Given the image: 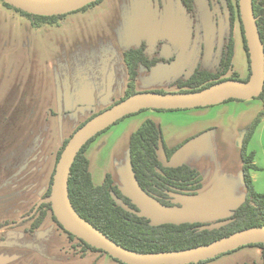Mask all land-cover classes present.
Segmentation results:
<instances>
[{
  "label": "rangeland",
  "instance_id": "374dc122",
  "mask_svg": "<svg viewBox=\"0 0 264 264\" xmlns=\"http://www.w3.org/2000/svg\"><path fill=\"white\" fill-rule=\"evenodd\" d=\"M1 1L0 116L4 119L0 120V165H11L10 172L16 175L9 179L10 183L0 190V194L12 195L21 191L25 201L20 205L23 212L48 186L63 142L91 115L104 111L124 97L128 82L123 62L125 51L144 44L148 59L161 60L150 70L138 69L133 88L135 93H174L178 91L177 81L187 80L196 68L215 72L229 35L228 10L224 0L212 2L215 12L205 26L201 20L206 0H193L192 13L186 10L181 0H103L85 12L66 14L57 25L39 28L33 27L27 17L18 15L12 8L7 10ZM213 20L218 24L211 27ZM204 38L206 42H203ZM233 39L231 70L225 77L235 72L238 80L245 81L249 70L237 22L233 28ZM6 43L13 57L21 59L20 67L17 62L12 64L5 60L1 52L6 51ZM222 109V112L215 110L214 114L221 121L226 119L228 129H220L217 135L219 153L226 155V163L215 179L219 180L218 186L220 183L224 185L226 195L221 194L215 199L216 214L202 213L193 218L195 222L213 226L229 217L246 195L243 180L235 170L241 158L240 134L235 137L231 131H226L245 122L247 128L257 116L243 113L241 119L232 125L230 118L237 115V110ZM201 111L212 112L213 108ZM157 115H163L160 118L168 126L173 122L180 123L174 121L179 114L161 112ZM247 117L250 119L248 123ZM142 120L139 116L132 122L133 126L138 124V128L144 122ZM126 133L123 130L117 135L116 130H112L98 136L102 149L91 154L92 162H97L100 169L98 174L93 173L96 186L102 184L103 175L113 172L115 159L128 169L123 173L115 171V180L127 182V186L133 180ZM246 153H253V162L259 168L250 173L254 190L264 194L263 122L248 142ZM159 158L166 162L162 150H159ZM218 159L216 156L213 162ZM152 202L158 209L162 207L154 200ZM152 202L142 204L139 214L145 217L152 211L158 212ZM118 204L121 205L120 202ZM134 204L139 206L136 202ZM162 208L163 215L151 219L153 224L162 220L174 224L192 222L186 221L192 220L187 215L176 213L174 207ZM184 209L191 210V207ZM48 252L54 260L43 264H121L105 253L95 251L88 252L83 260L74 259L63 235L57 237L56 244ZM204 264H262L261 250L245 246Z\"/></svg>",
  "mask_w": 264,
  "mask_h": 264
},
{
  "label": "trees",
  "instance_id": "16d2710c",
  "mask_svg": "<svg viewBox=\"0 0 264 264\" xmlns=\"http://www.w3.org/2000/svg\"><path fill=\"white\" fill-rule=\"evenodd\" d=\"M102 1L97 0L76 12H85L99 5ZM181 2L187 11L193 9V0H181ZM224 2L228 10L229 35L215 72L194 70L187 80L177 81L178 91L176 92H194L223 80H238L235 72H232L229 77H225L231 70V60L234 51L233 28L235 22L239 26L250 75L249 59L239 16L238 0H224ZM3 4L8 8L14 9L4 2ZM17 11L27 17L35 28H39L42 25H57L59 20L65 17V15L42 17L30 15L18 9ZM253 12L264 47V0H253ZM123 62L126 67L128 82L124 97L120 101L135 93L133 88L138 76V69H152L158 63V59H148L145 55V45L141 44L136 49L125 51L123 53ZM249 75L245 81L248 80ZM256 99L261 101L262 110L250 125L245 128V137L240 149L242 177L246 195L244 201L232 211L231 215L228 218L220 220L217 226L200 222L154 225L148 218L139 215V209L113 183L109 174L105 176L101 185L95 186L89 171V160L86 156V151L95 139L109 128L87 142L76 156L71 167L68 180V195L74 210L112 241L124 248L140 253H159L190 249L209 244L241 230L263 226L264 194L257 193L254 190L250 176L251 172L258 171L259 168L253 162V153H246V147L255 130L264 120V86L262 93ZM228 101L238 100L231 99ZM118 102L116 101L114 104ZM143 111L145 110L140 112ZM95 115H91L87 120ZM130 116L132 115L126 116L123 119ZM87 120L80 124L77 129ZM70 137L63 142L61 149L57 153L55 165ZM184 144L181 143L175 147L167 148L164 144L160 127L151 120H145L129 138L128 160L133 179L140 191L156 201L160 206L166 208L174 207L175 196H195L203 188V176L196 168L186 164L166 165L159 159V150H162L165 161L169 162ZM51 183L52 177L50 179ZM49 194L50 188H48L46 196ZM70 236L75 238L72 235ZM75 239L78 240L77 238ZM78 241L91 252H102L90 247L81 240ZM249 247H257L261 250L262 264H264V246L262 244H255ZM209 261L211 260L198 264H204Z\"/></svg>",
  "mask_w": 264,
  "mask_h": 264
},
{
  "label": "water",
  "instance_id": "95a60500",
  "mask_svg": "<svg viewBox=\"0 0 264 264\" xmlns=\"http://www.w3.org/2000/svg\"><path fill=\"white\" fill-rule=\"evenodd\" d=\"M2 1L30 15L51 17L76 12L97 0ZM238 9L249 59L250 75L247 81L227 79L194 92L134 93L96 114L72 134L56 162L52 175L50 195L45 200L51 205L57 222L67 233L90 247L106 253L109 257L122 264H198L245 246L255 244L264 246L263 225L241 230L209 244L190 249L159 253L135 252L112 241L84 220L74 210L68 195V180L71 167L80 150L88 141L124 117L137 114L142 110H189L219 105L231 99L246 101L259 97L264 86V47L253 12V0H238ZM244 135L245 131L240 134L238 139L240 148L243 144L242 138Z\"/></svg>",
  "mask_w": 264,
  "mask_h": 264
},
{
  "label": "crops",
  "instance_id": "0c3cea01",
  "mask_svg": "<svg viewBox=\"0 0 264 264\" xmlns=\"http://www.w3.org/2000/svg\"><path fill=\"white\" fill-rule=\"evenodd\" d=\"M210 107L213 108L212 112L201 111V110H206L207 108ZM210 107L195 108L189 110H175V111L145 110L142 112V114L137 113L123 119L122 121H120V123L113 125L107 131H105V133H102V135H104V134H108V132L112 130H116V134L118 135L124 130L127 131L125 136L129 142V138L131 134L138 129L137 128L138 124H135L133 126L132 122L140 116L141 118H143L142 121L151 120L160 127L163 141L167 148H172L181 143H185L182 146V148L175 154V156L169 162H165L164 164L171 166L186 164L193 168H196L203 176V188L196 196L174 197L176 198V200L174 199V204H175L174 208L177 209L176 213L187 215L192 220H186V221H192L191 223L195 222L193 218L198 217V215L202 213L203 215L216 214L215 207L217 203L215 199L219 198L221 194L226 195L224 192V188H225L224 185L220 183L218 186L219 180L218 179L216 180L215 177L216 175L220 176V174L223 171L222 167L224 166V163H226V159H225L226 155L219 153V144L217 142L218 139L217 135L218 133L220 134V129H228V128L226 126V119H222L221 121V119L217 118V116L214 114L215 110L216 112H222L223 107L228 108L230 110H237L238 112L237 115L230 118V122H232V125H235V123L241 119V114L243 113H246V115L253 113L255 117L262 110V103L260 100L251 99L246 101H226L222 104L210 106ZM161 112L168 114H174V113L179 114L176 116V119L180 118L181 120L175 119L174 121L180 123L173 122L168 126L167 124H165V122H162V119L160 118V116L163 115H157V114H161ZM248 121H250V119L247 117V123ZM262 122L264 123V120ZM166 128H167V132H166ZM245 128H246V122L235 125L234 128H232V130L231 128H229V130L226 132L229 133L231 131V134L237 137V135L242 134L243 131H245ZM222 132L225 133L224 130ZM244 137L245 135L243 136L242 140H244ZM97 138L86 151V156L89 160V171L92 176V182L94 175L93 173L98 174L100 172L98 163L92 162L93 157L91 155L95 151L99 152L102 149ZM127 152H128V146H127ZM216 156H218L220 159H218V161L214 163L213 161L216 160ZM124 165L125 164L124 163L122 164L120 160L115 159L113 172L110 174V176L113 180V183L122 191V193L125 196L127 195V197L129 196L130 200L133 203L134 202L138 203L139 206H137V204H135V206L137 208L139 207L138 209H140V206L142 204L152 202L153 200L140 191L137 184L134 183L135 181L133 182L134 179L130 180L129 186H127L126 184L127 182H123L122 180H120V183H118L115 180V171L117 173L118 172L120 173V171L123 173L128 170V169H124ZM208 166L211 169L213 167V169L209 170ZM236 169H237V173H239V176L243 180L241 158H240V165L237 166L235 170ZM239 169H241V171H239ZM105 176L106 175L102 176V183L105 179ZM127 190H129V192H127ZM137 198L139 200H137ZM152 204L153 206H155L154 202H152ZM184 207H191V210H185ZM161 208L162 207L158 209V207H156V210L158 212L152 211V214L150 216L146 215L145 217L151 221V219L156 218L157 215L162 216L163 208L162 209ZM162 221L163 222H158L156 224H162L167 222L166 220H162Z\"/></svg>",
  "mask_w": 264,
  "mask_h": 264
},
{
  "label": "flooded vegetation",
  "instance_id": "af4514ba",
  "mask_svg": "<svg viewBox=\"0 0 264 264\" xmlns=\"http://www.w3.org/2000/svg\"><path fill=\"white\" fill-rule=\"evenodd\" d=\"M212 2L214 0H206V6L202 10V26H205L206 21L209 23V17L212 18L211 14L214 11V8L211 7ZM1 3L7 10L10 9L4 6L3 1ZM12 10L18 15L24 16L15 8ZM193 10L194 5L190 13ZM212 24L211 27L217 26V20H213ZM204 40L203 42L207 41L205 38ZM7 47L6 43V51L1 52L2 54L4 53L5 60L7 59L8 63L11 62L12 64L17 62L20 67L21 59L18 57L14 58ZM3 119L4 117L0 116V120L2 121ZM10 166L0 165V190L7 187L10 183L9 179L16 175L10 172ZM52 175L51 173L50 179ZM50 179L48 186L38 194L37 201L29 203V207L24 212L20 210V205L25 203L22 200L21 191H16L12 195L0 194V264H43L49 261L52 262L54 258L51 257L48 251L56 244L57 237H61V235L64 236L65 243H67L74 254L72 258L83 260L87 253L91 252L84 248L78 241L79 239L72 238L60 226L52 212L51 205L45 202L50 195L46 196L48 188H51ZM11 203L14 204L12 207L11 205L9 206Z\"/></svg>",
  "mask_w": 264,
  "mask_h": 264
}]
</instances>
